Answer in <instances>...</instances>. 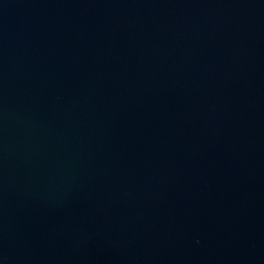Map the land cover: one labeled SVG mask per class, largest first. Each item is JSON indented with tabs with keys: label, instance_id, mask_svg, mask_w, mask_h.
Wrapping results in <instances>:
<instances>
[{
	"label": "water",
	"instance_id": "water-1",
	"mask_svg": "<svg viewBox=\"0 0 264 264\" xmlns=\"http://www.w3.org/2000/svg\"><path fill=\"white\" fill-rule=\"evenodd\" d=\"M0 264H264V0H0Z\"/></svg>",
	"mask_w": 264,
	"mask_h": 264
}]
</instances>
